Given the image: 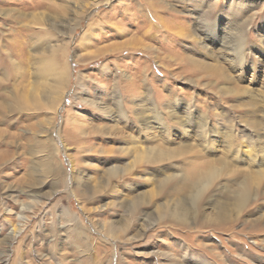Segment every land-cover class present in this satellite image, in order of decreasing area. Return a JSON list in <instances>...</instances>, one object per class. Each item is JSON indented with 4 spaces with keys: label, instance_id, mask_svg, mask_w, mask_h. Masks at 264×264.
I'll return each mask as SVG.
<instances>
[{
    "label": "rangeland",
    "instance_id": "374dc122",
    "mask_svg": "<svg viewBox=\"0 0 264 264\" xmlns=\"http://www.w3.org/2000/svg\"><path fill=\"white\" fill-rule=\"evenodd\" d=\"M263 178L264 0H0V264H264Z\"/></svg>",
    "mask_w": 264,
    "mask_h": 264
},
{
    "label": "bare ground",
    "instance_id": "6f19581e",
    "mask_svg": "<svg viewBox=\"0 0 264 264\" xmlns=\"http://www.w3.org/2000/svg\"><path fill=\"white\" fill-rule=\"evenodd\" d=\"M47 70H48V69H47ZM45 72H46V71H45ZM261 169H262V168H261ZM208 174H209V173H208ZM212 174H214V173H212ZM202 175H203V174H202ZM200 176H201V175H200ZM215 177H216V176H215ZM203 178H204V177H203ZM256 179H257V180H260L259 183L262 182V179H261L260 175H257V173H256ZM263 179H264V178H263ZM199 180H200V179H199ZM207 180H209V179H207ZM210 180H211V179H210ZM205 182H206V181H205ZM205 182H204V183H205ZM207 182H208V181H207ZM200 184H201V182H200ZM257 184H258V183H257ZM197 185H199V184H196V186H197ZM196 186H195V187H196ZM246 186H247V189H250V188H251V187H248V186H251L249 183L246 184ZM203 187H204V186H203ZM252 189H253V188H252ZM244 190H245V189H244ZM245 192H246V191H245ZM243 195H244V194H243ZM245 197H247V195H246Z\"/></svg>",
    "mask_w": 264,
    "mask_h": 264
}]
</instances>
